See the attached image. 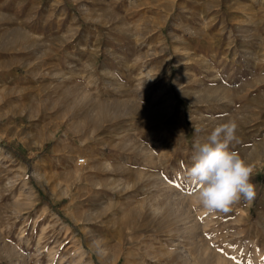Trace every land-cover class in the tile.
Wrapping results in <instances>:
<instances>
[{
    "label": "rangeland",
    "instance_id": "1",
    "mask_svg": "<svg viewBox=\"0 0 264 264\" xmlns=\"http://www.w3.org/2000/svg\"><path fill=\"white\" fill-rule=\"evenodd\" d=\"M0 19V264H131L97 230L122 217L148 224L147 244L162 247L149 249L189 264L207 248L229 263L264 264V0H0ZM206 49L208 69L199 63ZM215 77L231 93L205 114L199 91L211 88L207 78L219 86ZM66 87L76 89L67 107L25 115ZM88 94L119 102L121 114L100 115L82 103ZM203 116L237 122L230 150L254 168L255 197L228 212L204 210L186 179L194 144L207 138ZM165 185L181 198L167 226L149 205ZM109 204L118 212L97 214Z\"/></svg>",
    "mask_w": 264,
    "mask_h": 264
},
{
    "label": "bare ground",
    "instance_id": "2",
    "mask_svg": "<svg viewBox=\"0 0 264 264\" xmlns=\"http://www.w3.org/2000/svg\"><path fill=\"white\" fill-rule=\"evenodd\" d=\"M58 1V0H57ZM0 21H1V19H0ZM18 28V27H17ZM16 28V29H17ZM15 29V30H16ZM12 30H13V28H12ZM20 30V29H19ZM13 34H15L16 35V37L18 36V33H13ZM10 36V35H9ZM14 37V36H13ZM72 38V37H71ZM75 37H73V39H74ZM5 39H6V36H5ZM22 37H20V39H14V38H11V40L9 39V46L10 47H12V48H18L19 46L17 45V43H18V41L20 40V42L22 43L23 41H22ZM72 39V40H73ZM3 41V40H2ZM7 41V40H6ZM30 41V40H29ZM4 42V41H3ZM25 43H27V41H25ZM36 44V43H35ZM34 44V45H35ZM23 45V44H22ZM34 45H33V47H34ZM21 46V45H20ZM9 48V47H7V45H4V47L3 48ZM29 47V46H28ZM21 48V47H20ZM20 48H19V50H20ZM210 48H212V47H210ZM11 49V48H10ZM33 49H36V47L35 48H33ZM217 49V48H216ZM14 50V49H13ZM18 50V49H17ZM213 50H214V48H213ZM27 51V50H26ZM203 52V54H206L205 55V58H203L201 61L202 62H199L200 64H201V66H203V68H207L208 69V67L209 68H211V66H208L209 65V63L211 62V60H209L208 59V57H209V55H211V54H209L210 52H209V49H206V50H202ZM217 51V50H216ZM211 52H213L212 50H211ZM214 54V53H213ZM215 54H216V52H215ZM207 56V57H206ZM209 58H211V57H209ZM213 59V58H212ZM18 61V60H17ZM220 61V60H219ZM222 62V61H221ZM220 63V62H219ZM218 63V64H219ZM223 64H224V62H223ZM18 65V64H17ZM210 65H212V62L210 63ZM214 65V64H213ZM221 65H222V63H221ZM220 65V66H221ZM208 66V67H207ZM218 66V65H217ZM224 66V65H223ZM213 68H214V66H213ZM218 68V67H217ZM224 68V67H223ZM93 69H95V66L93 65ZM215 69V68H214ZM203 70V69H202ZM222 70V69H221ZM220 70H218L217 72H214V70H213V73H212V77H213V75L214 76H221L222 74V72L220 73L219 72ZM95 72V71H94ZM205 72V75L206 76H208L209 74H210V72H207V71H204ZM224 72V71H223ZM93 74V73H92ZM221 74V75H220ZM204 75V74H203ZM211 75V74H210ZM204 77V76H203ZM205 78V77H204ZM217 77H215L214 79H216ZM228 78V77H227ZM226 78V79H227ZM229 79V78H228ZM204 80V79H203ZM216 81L217 82H222V79L221 78H219L218 80L216 79ZM225 81V80H224ZM211 82H214V80L212 81V79L211 80H209L208 78H207V80H205L204 81V84H206V85H208L209 87L211 86V88H208V89H204V90H201V91H199L200 92V96H199V98H198V100L200 101V103H202L203 105H201V107H202V113H205V114H215V113H217L218 114V112H219V110L217 109V107H219V105L217 106V103H216V106L214 107V101L216 102V99L217 98H221L222 99V97L224 96V97H226V95H228L229 96V92L230 91H228V89H226L227 90V93L228 94H226L223 90L221 91V89L219 88L220 86H222V85H224V82H222L221 84L220 83H218V84H220L219 86H217V87H213L214 85H212L211 84ZM229 82V81H228ZM227 82V83H228ZM215 84V83H214ZM205 85H203V87H204ZM225 88H226V86H224ZM205 88H207V86H205ZM222 88V87H221ZM224 88V89H225ZM201 89V88H200ZM225 90V91H226ZM74 91H76V89H73V90H71V88H70V90H69V88H65V89H62V91L59 93V95H57L56 96V98H54V97H52L51 96V93L49 94L48 93V95L42 100V103L39 105V107L40 108H37V109H35V110H33V111H31V112H29L28 114H26L27 112H25V115L26 116H28L29 118H30V120L31 119H34L35 117H38L39 116V118L41 119V118H43V117H45L47 114H49L51 111H53V110H56V109H58V108H63V107H67L68 105H69V97H68V95L69 94H72V93H74ZM83 93H85V91L83 92ZM88 93V92H87ZM198 93V92H197ZM222 93L223 94H226V95H222ZM231 93V92H230ZM86 94V93H85ZM55 95V94H54ZM84 95V94H83ZM91 95V94H90ZM228 96H227V98H228ZM231 96V95H230ZM68 97V98H67ZM72 97H74V96H72ZM71 97V98H72ZM83 98V97H82ZM73 99H75V98H73ZM84 102L82 101V103L83 104H85V105H87L88 107H89V105L91 106V108H95L96 106L99 108V110H97V113H98V111H99V114L101 115H103L104 117L106 116V118H112V117H117V116H119L120 114H121V104H119V102H115V103H112V104H109L108 102H109V100H108V102H104V103H95V100H92V97H90L89 96V94L87 95V96H85L84 97ZM230 99V98H229ZM72 100V99H71ZM223 100H225V98L223 99ZM227 100V99H226ZM101 101H103V100H101ZM104 101H106V99L104 100ZM199 101H198V104H199ZM220 102V101H219ZM218 102V103H219ZM76 103H78V101H76ZM224 104H226V103H224ZM223 106V105H222ZM87 107V108H88ZM96 107V108H97ZM125 108V107H124ZM220 108V107H219ZM64 109V108H63ZM222 108H220V110H221ZM223 111V110H222ZM221 112V111H220ZM50 114H52V113H50ZM220 114V113H219ZM95 115L96 114H94V113H91V110L90 109H88V111H86L85 112V116L87 117V119H91V118H93V120H94V118H95ZM204 115V114H203ZM216 115V114H215ZM49 116V115H48ZM214 116V115H213ZM47 117V116H46ZM204 117V116H203ZM208 117H209V115H208ZM211 117H212V115H211ZM211 117L210 118H206V117H204V118H206L205 119V121H207V128L206 129H202L203 131H206L205 133L207 134V136L211 133V131L214 129V127L215 126H212L213 125V120L211 119ZM214 118V117H213ZM217 118H219L218 116H217ZM215 119H216V117H215ZM202 120V119H201ZM220 120V119H219ZM218 120V121H219ZM218 121L216 122V123H218ZM221 122V121H220ZM224 123H225V121H223ZM206 123V122H205ZM215 123V122H214ZM215 125V124H214ZM98 128V127H97ZM204 128H205V126H204ZM97 130V129H96ZM202 130H200V131H202ZM197 131H198V129H197ZM199 132V131H198ZM58 151H59V149L58 148H54L53 149V153L54 154H56V153H58ZM257 151V150H256ZM256 153V152H255ZM254 153V154H255ZM38 164H40V162H38L37 164H36V166H35V168H34V170L32 171L33 172V174H35L36 173V169H37V165ZM81 164H82V162H81ZM83 166V165H82ZM134 173V172H133ZM132 173V174H133ZM134 176H136L135 174H133ZM133 175H132V177H133ZM154 177H156V176H154ZM156 179V178H155ZM160 182V181H159ZM156 183V182H155ZM154 184V183H153ZM106 185V184H105ZM133 185V184H132ZM155 186V185H154ZM113 187V186H112ZM152 188V187H151ZM155 189H157V188H155ZM110 190V189H109ZM116 190V189H115ZM111 191H112V189H111ZM114 191V190H113ZM170 191H172V190H169V188L165 185V186H162V187H159L157 190H155L154 191V194H153V196H152V198H151V201H150V207L151 208H154V209H159L160 211L159 212H161V213H163L162 215H161V222L160 223H164V225L165 226H167V225H169V224H171V223H168V220H170L169 218H167L168 217V215L166 214L167 213V211L169 210V209H167L168 208V206L170 205V204H172L173 203V201H174V196L175 197H177L175 194L174 195H172L171 193H169ZM114 192H116V191H114ZM55 197V199H56V197L57 196H54ZM179 197V196H178ZM177 197V198H178ZM179 200L181 199L180 197L178 198ZM178 199H176V201L178 200ZM95 200V199H94ZM97 200H99V199H97L96 198V201ZM150 200V199H149ZM149 200H147V201H149ZM194 200V199H193ZM179 202H181V201H179ZM193 202V201H192ZM111 203V202H110ZM182 203V202H181ZM191 203V202H190ZM113 204V203H112ZM146 204H147V202H146ZM184 205V204H183ZM188 205V204H187ZM174 206V205H173ZM145 208H147V206H144ZM177 207H178V205H177ZM111 208H112V210L113 211H109V213L111 214H114V212L115 211H117L118 212V210H119V207H118V205L117 206H112L111 204H109V206H108V208L107 209H98L96 212H97V214L98 215H103V214H107V211H108V209H110L111 210ZM142 208V207H141ZM170 208V207H169ZM173 208V207H172ZM171 208V209H172ZM179 208V207H178ZM144 209V208H143ZM181 209V208H180ZM188 209V208H187ZM133 211H135V208H133L132 209ZM173 210V209H172ZM177 210V209H176ZM186 210V209H185ZM190 211V210H189ZM188 211V212H189ZM117 212H115V213H117ZM130 212H131V210H130ZM140 212H142V210L140 211ZM153 212V211H152ZM173 212V211H172ZM188 212H187V215L185 216V218L188 216ZM133 213V212H132ZM137 213H138V211H137ZM136 213V214H137ZM144 213V212H143ZM143 213H138L139 215H141V214H143ZM169 213H170V211H169ZM174 213V212H173ZM172 213V214H173ZM186 213V212H185ZM124 214V213H123ZM137 214V215H138ZM156 213H152L151 214V216L152 217H155V216H157V215H155ZM189 214H191L190 212H189ZM193 214V213H192ZM128 215V214H127ZM138 215V216H139ZM144 215V214H143ZM146 215H148V214H146ZM181 215V214H180ZM104 216V215H103ZM125 216V215H124ZM131 216V215H130ZM142 216V215H141ZM171 216V215H170ZM194 216V215H193ZM97 217V216H96ZM99 217V216H98ZM182 217V216H181ZM190 217H192V215L191 216H189V217H187L188 219L190 218ZM101 218V217H100ZM118 218V217H117ZM116 218V219H117ZM138 218V217H137ZM157 218V217H156ZM155 218V219H156ZM179 218V217H178ZM184 218V219H185ZM186 218V219H187ZM96 219V218H95ZM183 219V220H184ZM191 219V218H190ZM136 220V219H135ZM142 220V219H141ZM152 220H154V218L152 219ZM158 220V221H159ZM180 220V219H179ZM178 220V221H179ZM182 220V221H183ZM194 220V219H193ZM193 220H191V221H193ZM140 221V220H139ZM177 221V222H178ZM190 221H188V223H189ZM114 224V226L113 225H109L110 226V228H108L107 227V225H98L99 226V229H97V230H100V231H104V230H107L109 233H111V237H113V238H115L116 239V243L114 242V246H113V248H114V254L112 255L114 258H116V259H124V261H126V262H131V264H176V261H178V259L179 260H181V258L184 260V261H181V262H184V264H189V262L187 261V258L183 255V254H180V253H178V252H175V253H173V254H171L172 252L169 250V252H171V253H169V252H167V251H164V252H159V253H157V251L156 250H153V249H158V248H160L161 246H159V245H154L153 247L152 246H149L147 243L148 242H150V241H148L147 242V239L148 238H145V234L144 233H147L146 232V230H147V228H148V224L147 225H145V226H143V225H140L138 222H136V221H133L132 223H130V220H128V217H122V218H118L117 220H115L114 222H113ZM148 223V222H147ZM154 223H155V221H154ZM194 223V222H193ZM111 224V223H110ZM158 224V223H157ZM156 225V224H155ZM159 225V224H158ZM184 225V224H183ZM98 226H97V228H98ZM156 228V227H155ZM180 228V226L178 225H173V229L171 228L170 229V231H173V232H176L178 229ZM152 228H150V230H151ZM153 231V230H152ZM161 231V230H160ZM102 232H100L101 234H103ZM104 235V234H103ZM146 235H148V234H146ZM168 235V234H167ZM101 239V238H100ZM175 239V238H174ZM102 243H103V245L105 246L104 248H109V247H111L110 245H111V243L112 242H110V241H108L106 238H105V236H103V238L100 240ZM174 242V241H173ZM163 244V243H162ZM166 244H168V242L166 243ZM207 247H209L208 245H207ZM149 248H153V249H149ZM202 248V247H201ZM203 248H204V246H203ZM95 248H92V250H94ZM161 249H162V247H161ZM96 250V249H95ZM204 250H206L205 248H204ZM207 250H209V248H207ZM207 250H206V252L204 251V254H203V256L202 257H200L201 255H199V263H197V264H233L232 262H227L226 261V259L222 256V255H220V254H218L217 252L215 253L214 252V258L212 257L213 256V254H211V253H209V252H207ZM97 251V250H96ZM203 250H200V251H198L199 253H201ZM12 252V251H11ZM174 252V251H173ZM5 253V252H4ZM10 253V252H9ZM182 253V252H181ZM199 253H197V254H199ZM213 253V252H212ZM7 254V253H6ZM195 255V254H194ZM0 257H1V255H0ZM4 257H6V256H4ZM2 258V257H1ZM6 259V258H5ZM196 259V258H195ZM7 260V259H6ZM190 263H191V261H190ZM105 264H107V263H105ZM181 264H183V263H181Z\"/></svg>",
    "mask_w": 264,
    "mask_h": 264
},
{
    "label": "clouds",
    "instance_id": "3",
    "mask_svg": "<svg viewBox=\"0 0 264 264\" xmlns=\"http://www.w3.org/2000/svg\"><path fill=\"white\" fill-rule=\"evenodd\" d=\"M237 129V122L229 120L215 126L204 142L197 141L193 146V163L186 179L198 187L196 199L208 212H228L242 198L251 201L256 195L253 165L229 147L237 139ZM159 211L153 209L156 214Z\"/></svg>",
    "mask_w": 264,
    "mask_h": 264
},
{
    "label": "trees",
    "instance_id": "4",
    "mask_svg": "<svg viewBox=\"0 0 264 264\" xmlns=\"http://www.w3.org/2000/svg\"><path fill=\"white\" fill-rule=\"evenodd\" d=\"M6 148L8 149V150H10V151H12V147L11 146H6ZM14 151V150H13Z\"/></svg>",
    "mask_w": 264,
    "mask_h": 264
},
{
    "label": "built area",
    "instance_id": "5",
    "mask_svg": "<svg viewBox=\"0 0 264 264\" xmlns=\"http://www.w3.org/2000/svg\"><path fill=\"white\" fill-rule=\"evenodd\" d=\"M80 162H85V159H84V158H82V159L80 160Z\"/></svg>",
    "mask_w": 264,
    "mask_h": 264
}]
</instances>
